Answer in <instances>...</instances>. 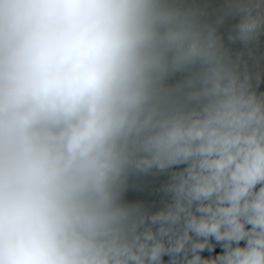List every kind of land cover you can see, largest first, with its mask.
Returning a JSON list of instances; mask_svg holds the SVG:
<instances>
[{
    "label": "clouds",
    "instance_id": "1",
    "mask_svg": "<svg viewBox=\"0 0 264 264\" xmlns=\"http://www.w3.org/2000/svg\"><path fill=\"white\" fill-rule=\"evenodd\" d=\"M0 264H264V0H0Z\"/></svg>",
    "mask_w": 264,
    "mask_h": 264
}]
</instances>
